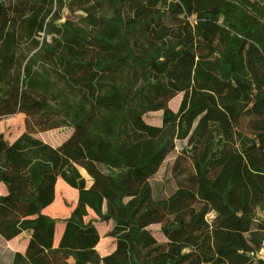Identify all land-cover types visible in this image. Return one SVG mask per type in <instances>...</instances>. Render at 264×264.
<instances>
[{
	"label": "trees",
	"instance_id": "1",
	"mask_svg": "<svg viewBox=\"0 0 264 264\" xmlns=\"http://www.w3.org/2000/svg\"><path fill=\"white\" fill-rule=\"evenodd\" d=\"M91 1L12 0L1 20L0 90L2 82L5 88L21 82L22 87L46 95L49 104L33 120L36 131L79 126L93 118L80 145L62 156L47 158L46 148L27 135L6 153L0 181L7 185L8 195L0 197V236L8 240L25 231L30 236L26 255L31 259L49 249L54 221L40 215L39 209L51 200L54 177L41 171L61 168L67 182L81 189L82 181L66 156H86L104 166L110 185L102 194L80 190L78 206L82 215L88 206L103 220L116 209L110 236L118 239L116 254L129 263L159 264L165 251V246L157 245L133 222L139 209L146 207L167 215L162 231L169 240L178 241L180 249H189L188 264H251L250 252L264 242V221L251 224L253 208L264 207V69L251 34H232L228 21L219 23L223 16L219 0H178L175 9L194 14L196 24L158 28L172 31L174 38L162 40L159 46L149 44L152 54L141 73L152 75L155 82L135 87L130 99L131 88L110 73L127 78L133 59L127 49L126 33L131 28L127 25L141 27L142 34H160L148 23L157 14L155 0L131 6L133 16L127 24L119 18L106 19V12L111 8L115 12L117 6L132 0H119L116 5L115 0H96L95 5ZM60 2L71 13L75 9L85 13V27L68 21L56 26ZM98 9L100 22L93 21ZM23 29L27 30L24 47L23 34H19ZM212 34H218L212 45L218 53L202 54L201 45L210 46ZM3 45H8L6 51ZM4 53L7 59L2 58ZM160 55L164 61L155 62ZM195 56L199 61L190 85ZM90 64L89 74L80 76ZM164 72L166 82L160 83ZM188 89L191 93L179 115L166 111L165 132L143 123V111L163 108L175 91ZM201 113L189 138L193 145L182 150L172 167L179 178L178 189L162 200L152 196L145 184L124 202L123 181L151 176L168 150L169 136L175 129L185 136ZM19 161L27 166L37 187L32 201L20 197ZM219 165V177L209 184L206 174ZM104 201L107 210L102 213ZM185 208L189 212L183 219ZM175 223L177 228L170 230ZM97 239L95 229L80 216L67 221L59 247L74 251L77 264H84L95 256L92 248ZM14 262L29 264L19 255Z\"/></svg>",
	"mask_w": 264,
	"mask_h": 264
},
{
	"label": "rangeland",
	"instance_id": "2",
	"mask_svg": "<svg viewBox=\"0 0 264 264\" xmlns=\"http://www.w3.org/2000/svg\"><path fill=\"white\" fill-rule=\"evenodd\" d=\"M16 1L17 0H13V2ZM202 1L207 3L209 0ZM11 2L12 0H0V26L4 15L9 13L6 8H8ZM219 9L223 15L219 16V23L223 24L225 20L228 21L229 24L227 25V28L232 32V34H251L253 39L252 41L261 51L260 59L263 64L262 69H264V0H219ZM63 15L73 19L72 13L69 11H64ZM63 20L64 18L60 19L59 22H54V24L60 28L63 24ZM182 22L183 16L177 15L176 13L169 14L157 21V23L171 26L179 25ZM231 22H235V25ZM11 25V23L7 25L9 32L12 31ZM19 34H23L22 45L24 47L26 46L24 35L27 34V30L23 29ZM40 34L42 35V33ZM47 39L49 40L50 36H47ZM7 46L8 45H3L4 51H6L5 47ZM7 57L8 55L5 53L2 55V58L7 59ZM89 68L91 67L89 66ZM89 68H87L82 74L85 75L89 71ZM7 94V102L0 105L1 150H3L24 131L23 123L25 118L40 110L43 103L46 101L40 92L19 86H10ZM180 98L181 96L178 95L168 103V106L173 111H176ZM145 120L150 124L158 125L159 113L147 114ZM88 127L89 125L87 123L83 127L78 126L71 129H56L38 134L37 138L41 139L55 150L60 151L68 146L79 143L85 136ZM170 159L171 157L168 158L166 164ZM166 164L160 168L154 177L155 180L158 181L162 177ZM73 165L85 177L87 188L93 189L97 192L104 190L107 185V181L101 173L99 169L100 167H98L94 162L75 161ZM22 176L24 179V197H30L33 186L30 181L28 182L27 174L24 169H22ZM212 178L213 176L210 177V180ZM140 185V182L129 183L127 184V189L131 190L139 187ZM172 191L173 189L168 187L166 188L165 194L168 196L172 193ZM1 192L2 189L0 188V193ZM75 201V190L66 185L59 184L56 187L53 203L43 211V214L51 219L62 221L70 217V212L74 210L75 207ZM116 216L115 212H113L112 217L116 218ZM83 219L85 223L92 222L91 226L99 235L98 245L92 248L95 256L90 258L91 261L85 262L84 264H131L126 258H122L116 254V244L118 239L117 237L110 236L113 228L112 219H109L111 221L103 220L90 210H88L87 215ZM134 222L143 228L142 231L152 232L159 243L164 242L166 252H164V255L161 257L160 264L187 263V259L183 256L184 253L179 250V244L173 242L170 243L167 239L162 237L159 232L160 225L162 224V217L159 214L141 210L134 217ZM57 225L58 226L55 230L56 235L52 246L49 249H43L39 254H37L35 259H31L26 255L27 247H25V245L27 239L24 236L25 233L24 235H21L11 241H5L0 236V264H15L14 257L16 255L28 260L29 264H77L76 253L74 251H66L64 248L59 247V238L61 236L60 233L62 232H57V230H60L62 226L59 224Z\"/></svg>",
	"mask_w": 264,
	"mask_h": 264
},
{
	"label": "flooded vegetation",
	"instance_id": "3",
	"mask_svg": "<svg viewBox=\"0 0 264 264\" xmlns=\"http://www.w3.org/2000/svg\"><path fill=\"white\" fill-rule=\"evenodd\" d=\"M98 1H100V0H98ZM118 1L119 0H115V5L118 3ZM91 2H94V5H95L96 0H92ZM146 2H147V0H132V2H124L120 6L116 7L115 12H114V8H111L109 11H107L105 18L106 19H108V18L109 19L119 18V20H121L122 23L127 24L128 20L131 19L132 16H133V9H130V7L138 5V3L145 4ZM152 4L155 6V10L157 11V14H155L154 17L150 18L148 20V23L152 27L155 26L153 28L157 32H160V30L158 28H162V27L163 28H177V27L183 26L185 24H188L190 27H192V26H194L196 24L197 18H196V16L194 14H189L186 11H184L183 9H179V10L175 9L176 5H178V6L180 5V2L178 0H155ZM60 5H61L60 9L56 13V16H58L59 19H57L55 22H59L60 19L64 18L63 23L65 21L72 22L74 24L75 23H80L83 27H85V23H84L85 13H83L80 10H76L75 9L72 12L73 19H70L68 16H64L63 15L64 11H69L67 9L66 5L64 4V2H60ZM172 13H176L177 15L183 16V22L181 24H179V25H176V26L163 25V24L157 23L158 20H160L161 18H164L165 16H167L169 14H172ZM100 19H101V11H100V9H98L96 11V13H95V17L93 18V21L100 22ZM127 27H131L129 32L126 33V34H128L126 36L127 37V42H128L127 49L133 55V59H131V61L129 62V66H128V70L129 71H128V74H127V78H126V80H124L123 75L118 74V73H110V75L114 79H116L120 84L124 85L125 87L131 88L130 89L129 98L132 99L134 97V88L135 87L141 86L143 84L147 86V85L155 82V79H154V77H152V75H150V74L143 75L141 73V70H142L143 66L145 65L146 60L152 54V49L149 47V44L153 43V44L159 46L161 44L162 40L171 41L174 38V34L172 33V31H169V30L162 31V32H160V34H149L147 32L145 34H142L140 32L141 31V27L133 28L132 25H127ZM215 38L216 39L218 38V34H212V38H209V39H212V41L210 43V46H208L207 44L201 45V48H203L202 51H201L202 54H206L207 52H211L212 54L213 53H218L217 50H214L213 47H212L213 39H215ZM179 42H181V39H179ZM176 50H180V47H177ZM160 56L161 57H159L155 62L161 63V62L164 61V57L162 55H160ZM198 61H199L198 57L195 56L194 60H193V65L191 67L190 85H193V83L195 82L194 76H195V71L197 69ZM89 66L91 68H89ZM87 68H89V71L85 75H83L82 73ZM91 70H92V66L90 64V65H88L87 67H85L83 69V71L81 72L80 76L88 75ZM161 76L162 77L159 80L160 83H165L166 82L165 72L162 73ZM3 84H4V82L1 83L0 94H2V95H0V98H1L0 105H2L5 102H7V99H8V94L7 93H8V89H9L10 86L13 85V86L22 87L21 82H19V83H9L7 85V88H5V86ZM29 90H32V89H29ZM33 91H37V90H33ZM203 91L212 94V92L209 91V90H203ZM190 93H191V89L175 91V93L165 102V105H164L163 108H160L158 110H145V111H143V113L141 114V119H142L143 123L145 125H147V126H150V127L159 128L163 132H165L167 130V125L164 122V116H165L166 111L170 112L171 114H173L175 116H178L180 111H181V107L183 105V102H184L185 98L188 97L190 95ZM41 94H42V96H44V98L46 100L43 103L41 109L38 110L37 112L31 114L29 117L25 118L24 123H23L24 131L17 138H15L9 145H7L3 150L0 149V167L1 168H3L5 166L6 153L16 143L20 142L22 140V137L25 136V135L29 136V138L31 140L37 141L42 146H44L46 148L47 158H51V159H53L54 156H57V157L62 156V154L65 151H67V150H69V149H71L73 147L79 146L80 143L82 142V140L85 138L87 131L85 133V136L83 137V139L79 143L74 144L72 146H68V147H66V148H64V149H62L60 151L55 150L54 148H52L51 146L46 144L44 141H42L41 139L37 138L38 134L49 132V131H52V130H56V129H71V128H74V127H78V126H74V127L65 126V127H58V128L45 130V131H40V132L36 131L37 127L35 125H33V120H35V118H36L35 116H37L39 113H41L43 111L45 105L49 104V100L46 97V95H44L43 93H41ZM178 95H180L181 98H180V101H179V104L177 106L176 111H173L168 106V103L170 101H172V99L174 97L178 96ZM155 113H159V124L158 125L150 124V123H148L145 120V117L147 116V114H155ZM203 113H201V114H199V115H197L195 117L192 125L190 126V128L187 131L185 136H182L181 133L178 131V129H175L173 131L172 135L169 136V140L170 141H169V145H168V150L165 153V155L162 157V159L159 162V165L157 166L155 172L151 176H149L147 178H143V179H135V180H125V181H123L122 187L125 189L124 202L129 200V198H130L128 196L129 194H132V193L140 190L141 188H143L145 186V184L149 185V187L151 189L152 196H157L158 198H160L162 200L163 199L164 200L168 199L178 189L177 185H176V181H178L179 178L177 179V176L174 173H172V167L175 165L174 163L177 161V157L180 156L181 154H183V153H181L182 150L184 148L189 149L190 146L193 145V142H190L189 138H190L192 130L195 128V126L197 124V120L199 119V117H201V115H203ZM92 118L89 119L87 122L83 123L82 125H79V127H83L87 123H88V125L90 127V123H91ZM89 127H88V129H89ZM170 157H171V159L166 164L168 158H170ZM66 158H67L68 165H70L72 168L75 169V171L78 174L79 180L82 181L81 189L79 187L73 186V185H71V184H69L67 182V180L61 174V168L48 170V171H44V170L41 171V175H51V176H53L54 177V181H53V184H52V187H51V200L49 201V203H47V204L43 205L42 207H40V209H39V214L40 215L47 217L46 215L43 214V211L48 206H50L53 203L54 198H55L56 187L59 184L66 185L69 188L75 190V192H76L75 207H74V210H72L70 212V217H68V218H66V219H64L62 221L56 220V219H51V218L47 217L48 219L54 221V229H53L51 246L53 244L54 237L56 235L55 234V232H56L55 230H56V227L58 226L57 224L62 226V228L60 230H57V232H59V231L62 232V233H60L61 236L59 238V244H60V241H61V239L63 237V234H64V231H65L66 224H67L68 220H70V219L77 220L81 216L82 222L85 223L83 218H85V216L87 215L88 210L94 212V210L92 208H90L88 206H85L84 207L85 215H82L81 208L78 206L80 190L102 194L103 192H105V190L110 185L109 179L107 178V171H106V169L104 168V166L102 164H100V163L96 162L95 160L90 159V158H88L86 156L75 157V158L66 156ZM57 160L59 161L60 159H57ZM75 161H91V162H94L98 167H100L99 169H100L101 173L104 175V177H105V179L107 181V185H106V187L104 188L103 191L97 192V191H95L93 189H90V188L86 187L85 177L73 165V163ZM164 164H166V166L164 168L163 175L157 181V180L154 179V177L156 176V174L158 173V171L160 170V168ZM22 169H24L26 174H27L28 182L30 181L32 183V186H33L32 194H31L30 197H24V179H23V176H22ZM221 169H222V165H219L216 169H214L212 171H209L206 174V176H205L206 181L209 184L215 182L216 179L219 177V173H220ZM17 172H18V179L20 181V186H21V190H20L21 199L23 201H32L37 196V187H36L35 181H34V179L32 177V174L30 173V171L27 168V166L24 165L21 161H19V163H17ZM211 176H213V178L210 180ZM138 182L141 183V185L139 187L133 188L131 190L127 189V184H129V183H138ZM168 187L172 188L173 191H172V193L170 195L167 196V194H165V192H166V188H168ZM0 188L2 189V192L0 193V197L7 196L8 195V188H7V185L3 181H0ZM106 210H107L106 202L104 201L102 203V205H101V211H102V213H105ZM141 210H146V212H150V211H147L146 207H142L141 209H139V211H141ZM139 211L135 214V216L139 213ZM113 212H115V214H117L116 209H114L110 213V217L108 219H106L107 221H111L109 219H112V221H113V217H112V213ZM188 212H189L188 208H185V209L182 210V218L183 219L187 216ZM150 213L159 214L162 217V224L160 225V228H159V232L161 233L162 237L167 239L170 243L171 242L178 243V241H176V240H169L164 235V233L162 231V227H163L164 222H165V220L167 218V215L165 213H157V212H150ZM253 213L255 214V216H254V219H253L251 224L256 225L257 223L261 222V220L264 221V207L255 206L253 208ZM94 214L97 215L95 212H94ZM134 217H133V222H134ZM90 225H92V222H90ZM175 228H177V224L176 223L171 225V226H169L170 230L175 229ZM141 229L143 230L142 227H141ZM144 232H146L153 239V241H155V243L157 245H161L163 247L165 246L164 242L163 243H159L157 241V239L154 237L152 232H149V231L148 232L144 231ZM24 233H25V231L19 233L18 235H16L15 237H13L11 239H8V240L4 239V240L5 241H11V240H13V239H15V238H17V237H19L21 235H24ZM24 236L27 239L26 240V245H25V247H27L28 243H29V240H30V236L27 233H25ZM97 236H98V239H97V243L95 244V246L98 245V242H99V235L97 234ZM179 250L182 253H184L183 256L187 259V263L186 264H188L189 261H190V258L187 256V254L189 253V249L188 248H184V249H180L179 248ZM164 252H166V247H165V251ZM164 252L162 253L161 257L164 255ZM249 255H250V263L251 264H255L256 262H259V261L264 262V242L262 243V245L260 246V248L258 250H256L255 252H250ZM161 257H160V259H161ZM159 264H160V260H159Z\"/></svg>",
	"mask_w": 264,
	"mask_h": 264
}]
</instances>
